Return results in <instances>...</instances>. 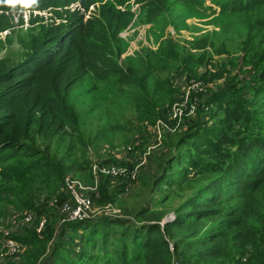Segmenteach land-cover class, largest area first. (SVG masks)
Returning a JSON list of instances; mask_svg holds the SVG:
<instances>
[{
	"label": "trees",
	"instance_id": "16d2710c",
	"mask_svg": "<svg viewBox=\"0 0 264 264\" xmlns=\"http://www.w3.org/2000/svg\"><path fill=\"white\" fill-rule=\"evenodd\" d=\"M131 1L0 0V33L16 27V15L15 22L29 15L30 24L17 33L16 45L2 41L10 45L3 49L0 42V208L10 204L44 219L39 233L27 228L15 236L26 244L19 263L174 264L181 258L180 264H264V43L249 35L232 53L215 48V53L229 57L213 73L231 78L233 73L224 72L234 67L246 77L237 75L236 85H224L200 99L185 128L167 136L152 155L159 169L166 165L156 183L166 181V191L175 190L182 198L173 210L175 218L161 223L162 214L153 209L139 222L108 216L67 222L55 235L60 211L50 200L57 198L60 204L66 198L58 192L64 174L93 178L91 160L77 153H87L93 141L83 137L81 125L101 119L85 120L90 109H77L70 99L72 88L91 79L84 96L94 95L113 82L124 96L119 116L124 117L129 102L131 108L143 107L139 90L144 80L127 58L126 64L119 61L126 48L120 33L135 15ZM216 1L226 15L240 14V25L248 27V33L252 28L264 32V0ZM133 3H139L140 21L150 29L157 22L176 24L185 10L178 0ZM90 7L96 10L91 17ZM35 11L51 16H33ZM220 31L219 27L196 37L189 47L169 36L158 49L144 45L137 53L145 69L142 75L179 46L183 58L176 59L178 67L190 70L189 59L207 55L211 60ZM150 94L155 95L147 98L145 107L160 97L154 85ZM112 130L122 131L117 126ZM111 182L109 176L102 177L94 197L97 203L115 202L120 183L113 187ZM151 209L147 205L140 213ZM76 244L78 252L69 248Z\"/></svg>",
	"mask_w": 264,
	"mask_h": 264
},
{
	"label": "rangeland",
	"instance_id": "374dc122",
	"mask_svg": "<svg viewBox=\"0 0 264 264\" xmlns=\"http://www.w3.org/2000/svg\"><path fill=\"white\" fill-rule=\"evenodd\" d=\"M178 3L184 4L185 7V10L181 11L177 23L171 24L175 25L176 27L174 26V28L178 30H174L170 24L165 25L161 22H157V26L150 29L149 24H143L140 21L139 3L134 4L133 0L131 1V10L135 14L132 23L134 22L136 25L131 23L120 33L126 48L119 55V61L124 64L129 61V66H133L141 80L145 82L144 87L139 90L142 92L139 94L143 103V107L140 110L129 107V102L128 108L124 112V117L118 115L117 111H124L119 109L125 108L123 103L124 96L117 91V87L113 82L111 84H103L102 90H99L102 93L94 95L88 93L84 96V88L93 83L91 79H88V83L84 82L83 85L80 83L72 88L73 92L70 95V99L74 100L77 109L79 110V107L83 108V105L90 109L85 115V120L90 121L97 117H101V119L100 121L87 122L81 125L83 137L87 141L90 138L93 141L87 153H77L78 156L80 155L79 157L87 156L91 160L93 178L90 180L85 178L84 180L72 173L64 174L58 192L66 194V198L60 204L57 203V198L50 200L51 204L57 206L60 211V216L59 214L56 216V218L59 217V223L56 221L54 225L55 235L60 232L61 224L63 225L67 222L85 219L97 220L101 217H112V215L131 222H139V219L147 218L146 216L153 209L157 214H162L161 223L172 221L175 218L173 210L180 204L182 198L175 190L166 191V181L159 184L156 183L155 178L166 165H161V169H159L158 161L152 155L163 146L161 144L162 141L167 140L168 137H174L177 131L181 132L185 128L186 121L195 116L196 105L200 99L206 97L207 94L210 95L212 92H218L224 85L234 86L238 83L239 78L246 77L244 72L237 74V69L234 67L230 71L224 72L230 75L233 73L231 78H226L225 75L213 76L215 66L221 65L229 57L226 52L215 53V48L219 47L220 50L232 53L235 47H238L247 39L248 35L252 37V41L254 36L255 42L260 40L261 43H264V32L252 28V31L248 33V27L240 25L243 19L241 15H226L224 13L225 10L221 8L216 0H178ZM95 11L94 8L90 7L87 14L91 17L92 14L96 15ZM32 15L50 17L51 13L35 11ZM51 20L45 18L44 21L50 22ZM15 21H18L17 15L14 18L16 27L12 28L13 30L9 29L0 33V42L3 45V49H9L10 45L9 43L3 44L2 41L11 40V44L13 42V45H16L17 33L19 31L24 32L29 28V15H24L22 22ZM217 24L222 29V32L220 31L219 39L218 37L215 38L217 44H213V48L211 46L207 48H212L211 60H209L207 55L199 60L189 59L193 66L190 70L178 67L176 59L183 58L181 47L179 46L180 49H176L174 53H169V58H163V62H155V67H153L152 71H148L146 76L142 75L145 69L142 66V60H138L139 54H137L142 50L141 47L146 45L153 48V50L158 49L161 41L167 39L168 36L175 42L189 47V41L200 35L210 33L212 30H218ZM200 51L203 52L199 50L197 51L198 54H200ZM240 53V51H235L238 56ZM126 58L127 61H123ZM220 60L223 61L220 62ZM138 63L142 68L138 67ZM173 67L175 68L171 69ZM204 75L206 77H203ZM237 75L239 78H236ZM153 85L157 88L160 97H157V102L152 101L151 105L145 107L144 104L147 98L155 95L150 94V89ZM130 89L132 91L135 90V88ZM201 94L205 95L201 97ZM202 119H205V117L203 116ZM124 122H126L125 125ZM113 126L120 127L122 131L118 130L115 134V132H112ZM95 135H97V141L94 140ZM149 161L155 165L151 164V166H148ZM104 168H112L117 175L110 176L104 173L102 171ZM181 168L180 166L179 169ZM106 175L111 178L112 185L114 183L115 186L113 187H118L117 184L120 183V190L116 188L118 194L115 195V202L99 204L94 197L98 196L97 187L102 177ZM115 178H117L116 181H114ZM67 182L73 183L85 197L90 199L91 213L88 217L64 219L65 212L61 210L63 204L65 202H74L72 195L64 189V185ZM41 198L42 195L40 196ZM161 199L165 200L164 204L163 202L159 204ZM108 204L111 206H108ZM147 205L152 208L151 211L141 214V208H145ZM28 215H30V218L25 221ZM43 223L44 219L42 217L39 218L35 213L33 214L27 209L16 208L10 204L6 205L5 209L3 208L0 211V264H20L19 261L24 253L26 244L18 241L15 236L18 233H23L27 228H34L39 233ZM12 239L17 243L23 244L24 249L16 255H4L2 248L4 243L2 241ZM52 245V243L49 244V246ZM69 248L78 252L80 244ZM179 259L181 261V258ZM180 261L176 260L174 264H180ZM202 263L200 261V263L193 262L192 264Z\"/></svg>",
	"mask_w": 264,
	"mask_h": 264
},
{
	"label": "built area",
	"instance_id": "2783aa9c",
	"mask_svg": "<svg viewBox=\"0 0 264 264\" xmlns=\"http://www.w3.org/2000/svg\"><path fill=\"white\" fill-rule=\"evenodd\" d=\"M92 8V7H91ZM88 16V15H87ZM104 173L110 175V176H116L117 173L115 170L112 168H104L102 170ZM64 189L66 192L72 195V198L74 202H65L62 206V211L65 212L64 219H75V218H86L89 216L91 213V203L90 199L85 197L73 183L67 182L64 185ZM108 206H111L108 204ZM114 217V215H112ZM116 217V216H115ZM30 218V215L26 218L25 221H27ZM4 243L2 245L3 248V253L4 255H16L20 251L24 249V245L17 243L16 241L12 240H7V241H2ZM26 248V246H25ZM2 252V251H1Z\"/></svg>",
	"mask_w": 264,
	"mask_h": 264
},
{
	"label": "water",
	"instance_id": "95a60500",
	"mask_svg": "<svg viewBox=\"0 0 264 264\" xmlns=\"http://www.w3.org/2000/svg\"><path fill=\"white\" fill-rule=\"evenodd\" d=\"M163 223V222H162Z\"/></svg>",
	"mask_w": 264,
	"mask_h": 264
}]
</instances>
